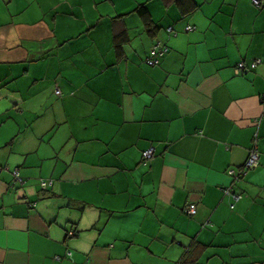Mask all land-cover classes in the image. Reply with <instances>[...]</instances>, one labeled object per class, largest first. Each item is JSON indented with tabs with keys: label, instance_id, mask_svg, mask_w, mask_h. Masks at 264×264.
I'll list each match as a JSON object with an SVG mask.
<instances>
[{
	"label": "crops",
	"instance_id": "0c3cea01",
	"mask_svg": "<svg viewBox=\"0 0 264 264\" xmlns=\"http://www.w3.org/2000/svg\"><path fill=\"white\" fill-rule=\"evenodd\" d=\"M0 167V264H264V0H0Z\"/></svg>",
	"mask_w": 264,
	"mask_h": 264
},
{
	"label": "built area",
	"instance_id": "2783aa9c",
	"mask_svg": "<svg viewBox=\"0 0 264 264\" xmlns=\"http://www.w3.org/2000/svg\"><path fill=\"white\" fill-rule=\"evenodd\" d=\"M253 3L256 6H260V0H253ZM194 29V27L192 25H189L186 27L187 31H192ZM169 32H173V28L169 27L168 28ZM169 48L165 45L162 44L160 42L156 43L152 49H151V53L150 55L147 57V62L150 65H156L160 62V58L163 57L167 52H168ZM257 63H254L253 66L255 67ZM236 74H241V73H245L247 72V66L244 64V62H239L237 63V65L234 68ZM56 93L59 95L61 92L60 90H56ZM154 149H148L145 150L143 152V163L147 164L148 161L153 157L154 155ZM260 165V153L258 150V146H257V141L254 142L253 146L250 148L249 150V154L248 157L244 163V165L238 170H230L229 173L233 176V178L235 180H240L243 176H245L249 170L254 169L256 167H258ZM1 170V167H0ZM14 179L16 182H18L19 184H23L25 181L24 179L20 176L19 170L16 169L14 172ZM52 183V182H50ZM49 182L47 181H42L41 185L43 188H46L48 186ZM225 194L226 195H231L234 199V201H238L242 195L235 192L233 189L228 188L225 190ZM231 207H234V203L231 204ZM187 213L189 215H194L197 212V206L196 204H190L187 206Z\"/></svg>",
	"mask_w": 264,
	"mask_h": 264
},
{
	"label": "trees",
	"instance_id": "16d2710c",
	"mask_svg": "<svg viewBox=\"0 0 264 264\" xmlns=\"http://www.w3.org/2000/svg\"><path fill=\"white\" fill-rule=\"evenodd\" d=\"M178 2L182 4V0H178ZM139 12L143 16V18L145 19V21L148 23V21H150V16H149V12H148L147 8L144 5H142L139 8ZM127 39H128V34L126 32H120V33H117L115 35V38H114V40H115V46H116V50H117V52L119 54L122 53V43L125 42V41H127ZM142 163H143V153H142ZM242 178H244V176ZM239 194H241V193H239ZM230 207H231V205H230Z\"/></svg>",
	"mask_w": 264,
	"mask_h": 264
}]
</instances>
